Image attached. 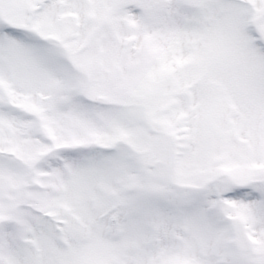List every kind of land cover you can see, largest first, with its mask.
Returning a JSON list of instances; mask_svg holds the SVG:
<instances>
[{
	"label": "snow or ice",
	"instance_id": "snow-or-ice-1",
	"mask_svg": "<svg viewBox=\"0 0 264 264\" xmlns=\"http://www.w3.org/2000/svg\"><path fill=\"white\" fill-rule=\"evenodd\" d=\"M0 264H264V0H0Z\"/></svg>",
	"mask_w": 264,
	"mask_h": 264
}]
</instances>
